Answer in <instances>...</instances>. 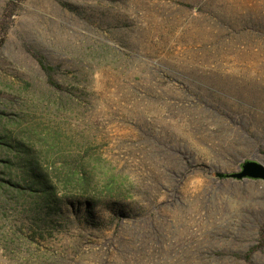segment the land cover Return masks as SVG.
Wrapping results in <instances>:
<instances>
[{"label": "rangeland", "instance_id": "374dc122", "mask_svg": "<svg viewBox=\"0 0 264 264\" xmlns=\"http://www.w3.org/2000/svg\"><path fill=\"white\" fill-rule=\"evenodd\" d=\"M9 1L0 0V264H203L209 251L220 254L212 264H247L264 181L223 176L264 164V0H22L4 21ZM39 56L58 68L60 89ZM164 143L190 165L178 197ZM36 162L59 199L80 196L82 172L70 178L80 162L93 192L111 180L134 186L159 209L145 221L161 223V252L149 244L140 258H106L110 238H139L134 226L117 234L46 218L28 182ZM252 260L264 264V245Z\"/></svg>", "mask_w": 264, "mask_h": 264}, {"label": "trees", "instance_id": "16d2710c", "mask_svg": "<svg viewBox=\"0 0 264 264\" xmlns=\"http://www.w3.org/2000/svg\"><path fill=\"white\" fill-rule=\"evenodd\" d=\"M22 0H10L3 14L4 21H7L12 16L13 11ZM39 64L46 74L51 86L60 89L61 85L57 82L55 74L58 68L49 63L44 57H38ZM194 100L200 102L197 98L199 95L191 92ZM248 144L252 141L246 134H242ZM161 148L163 156L172 158L173 167L170 171L166 172V179L172 187V196L178 197L179 186L182 178L185 176L186 171L190 168L180 152L171 151L169 143H164ZM226 152H228L226 150ZM264 156V150H260ZM175 164V165H174ZM31 166V167H30ZM29 166L28 181L30 186H34L33 190L36 191L41 197L42 204L40 212L45 213L46 218L49 216L57 221H62L64 224L77 225L84 230H99L104 231L107 228H114V232L120 234L123 230L126 231L127 227L134 226L136 234L130 240L124 238H110L107 242V249L105 257L108 258L110 254L115 251L116 255L136 256L138 258L145 256L147 252V245L154 246V252H161V244L164 242V235L159 228L161 223L149 217V221H145L147 214L152 212V215L158 216L159 209L153 203L146 205L141 199H136L134 186H125L119 184L114 180L108 181L100 191L93 192L90 188L92 180L87 171L85 163L80 162L77 172L70 169V178L76 179L78 172H82V176L78 179V186L80 188V196L78 198L62 197L57 198L56 188L52 180L49 179L48 174L43 170L40 162H36ZM73 167V166H72ZM200 171H206L205 167L199 166ZM214 185L216 182L214 181ZM66 197V198H65ZM39 216L35 217L38 219ZM34 219V222H37ZM156 219V217H155ZM39 220V219H38ZM217 233L212 234L213 237ZM117 237V236H116ZM259 244L256 247L249 249L241 257L247 264H254L252 256L254 252L264 245V224L261 226L259 233ZM135 244V246L132 245ZM160 243V245H159ZM164 246V245H163ZM125 247V248H123ZM111 250V251H109ZM124 250V252H123ZM213 252V251H212ZM210 253L211 260L203 264H212L220 255L219 253ZM132 253V254H131ZM156 254H152L155 256ZM153 259L150 257V260Z\"/></svg>", "mask_w": 264, "mask_h": 264}, {"label": "water", "instance_id": "95a60500", "mask_svg": "<svg viewBox=\"0 0 264 264\" xmlns=\"http://www.w3.org/2000/svg\"><path fill=\"white\" fill-rule=\"evenodd\" d=\"M223 177L235 179L238 181H264V164L256 160H250L242 164L240 172L227 174Z\"/></svg>", "mask_w": 264, "mask_h": 264}]
</instances>
